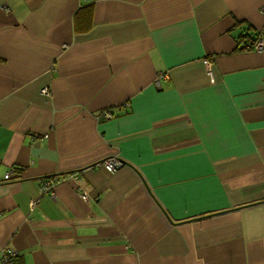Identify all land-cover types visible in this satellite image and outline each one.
I'll return each instance as SVG.
<instances>
[{
  "label": "crops",
  "instance_id": "1",
  "mask_svg": "<svg viewBox=\"0 0 264 264\" xmlns=\"http://www.w3.org/2000/svg\"><path fill=\"white\" fill-rule=\"evenodd\" d=\"M263 1L0 0V260L264 264Z\"/></svg>",
  "mask_w": 264,
  "mask_h": 264
},
{
  "label": "built area",
  "instance_id": "2",
  "mask_svg": "<svg viewBox=\"0 0 264 264\" xmlns=\"http://www.w3.org/2000/svg\"><path fill=\"white\" fill-rule=\"evenodd\" d=\"M261 12L264 15V1L261 7ZM241 47L245 50H254V51H262L264 49V40L262 39H258L256 40L254 43H247V44H242ZM205 63L207 65H209V61H205ZM164 77V75H159V78ZM158 78V79H159ZM158 79L156 80V85H158ZM104 118H110V114L109 112H106L103 114ZM99 165L107 172H114L118 169H120L123 165L124 162L121 161L118 158L115 157H109L106 158L104 160H102ZM17 171L14 169H10L8 172L5 173L4 175V180L5 181H10L12 180L14 177H16L17 175ZM51 187V180L46 181L45 185H44V189L48 190ZM83 198L85 199V195H83ZM15 253L9 249H4L2 251V255H1V260L0 263L1 264H13L12 263V259L15 257Z\"/></svg>",
  "mask_w": 264,
  "mask_h": 264
},
{
  "label": "trees",
  "instance_id": "3",
  "mask_svg": "<svg viewBox=\"0 0 264 264\" xmlns=\"http://www.w3.org/2000/svg\"><path fill=\"white\" fill-rule=\"evenodd\" d=\"M241 44H242V39H241V41H240V44H239V46H238V50H241V49H243L242 47H241Z\"/></svg>",
  "mask_w": 264,
  "mask_h": 264
}]
</instances>
